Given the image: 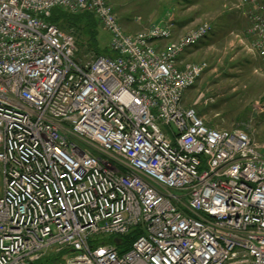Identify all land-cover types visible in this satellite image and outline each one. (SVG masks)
<instances>
[{"label":"built area","instance_id":"obj_1","mask_svg":"<svg viewBox=\"0 0 264 264\" xmlns=\"http://www.w3.org/2000/svg\"><path fill=\"white\" fill-rule=\"evenodd\" d=\"M236 1L264 59V0ZM55 7L95 14L115 55L77 61ZM171 26L128 34L108 0H0V264H264L261 147L184 104L207 62L178 57L212 28ZM133 229L122 253L104 243Z\"/></svg>","mask_w":264,"mask_h":264},{"label":"rangeland","instance_id":"obj_2","mask_svg":"<svg viewBox=\"0 0 264 264\" xmlns=\"http://www.w3.org/2000/svg\"><path fill=\"white\" fill-rule=\"evenodd\" d=\"M145 1L146 6L141 11L138 10L139 5ZM108 2L114 9L116 7L117 16L122 20L119 22L128 34L146 31L152 24L165 18L173 22L172 30L176 27L174 22H177L176 31H187L204 23L210 24L212 29L208 36L191 52L192 59L195 62L206 61L207 68L195 85L187 90L185 103L195 107L207 125L218 129L246 130L251 139L261 147L264 156V59L252 49V37L247 31L251 17L246 8L236 0ZM137 6L139 8L136 9ZM143 12H151V18L147 19ZM95 18L98 19L97 16ZM97 22L95 40H91V46H88L90 41L80 36V32L78 35L71 27L60 26L74 38V58L77 61H90L97 51L105 50L109 46L110 35L99 19ZM2 188L3 176L0 170V195ZM97 238L102 239L98 236ZM64 257L65 255L57 264H64Z\"/></svg>","mask_w":264,"mask_h":264},{"label":"trees","instance_id":"obj_3","mask_svg":"<svg viewBox=\"0 0 264 264\" xmlns=\"http://www.w3.org/2000/svg\"><path fill=\"white\" fill-rule=\"evenodd\" d=\"M98 20V19H97ZM95 15L86 10H81L76 13H71L60 7H55L51 10V14L48 18V21L55 24L58 28L63 30V28H72L77 32H80V36L84 37L86 40L90 41L88 46L93 44L92 39L95 40V35L97 31V22ZM61 22V23H59ZM61 24V25H60ZM81 41V40H79ZM97 55H109L114 56L115 54L109 49V46L105 50L97 51ZM139 234L138 229H133L126 236L123 237H110L104 240V243L112 242L117 243L120 252H124L129 249L131 242ZM71 253V249H61L55 251H49L46 255L40 257L36 262H30L28 264H57L62 260L63 255H68Z\"/></svg>","mask_w":264,"mask_h":264},{"label":"crops","instance_id":"obj_4","mask_svg":"<svg viewBox=\"0 0 264 264\" xmlns=\"http://www.w3.org/2000/svg\"><path fill=\"white\" fill-rule=\"evenodd\" d=\"M146 2L147 1H145L142 5H139V7H140V9H138V10H140L141 11V9L143 8V7H145L146 6ZM138 6L136 7V9L137 8H139ZM113 10H114V12L116 13V12H118L117 10H116V7H115V9L113 8ZM116 10V11H115ZM143 14L145 15V17L147 16L148 18L147 19H150L151 18V12H143ZM116 15H117V13H116ZM118 17V19L119 20H121V18L119 17V16H117ZM143 18H144V16H143ZM158 18V17H157ZM154 19V18H153ZM159 19V18H158ZM122 21V20H121ZM148 22V21H147ZM174 24H175V26L177 27V22L175 21L174 22ZM122 25V24H121ZM123 27V26H122ZM176 27L174 28V30H173V34H172V38L174 39V38H177L180 34H182V33H184V31H186V30H182V29H180V30H177L176 31ZM181 28V27H180ZM123 29H124V27H123ZM125 31V30H124ZM136 33V32H135ZM135 33H129V34H135ZM165 42L163 41V42H161V45H163ZM199 44H197V45H195V46H193V47H189V48H187L183 53H181L180 54V56L178 57V60H177V64H178V67L179 68H183L184 67V65L186 64V63H193V62H195L193 59H192V54H191V52L193 51V48L194 47H196V46H198ZM203 61V60H202ZM196 62H199V61H196ZM199 79V78H198ZM197 79V80H198ZM196 83V82H195ZM195 85V84H194ZM193 85V86H194ZM192 86V87H193ZM190 89V88H189ZM187 92V91H186ZM185 95H186V93H185ZM184 104L186 105V106H192V105H187L186 103H185V96H184ZM195 108V107H194ZM196 109V108H195ZM208 126H210V125H208ZM212 127V126H211Z\"/></svg>","mask_w":264,"mask_h":264}]
</instances>
